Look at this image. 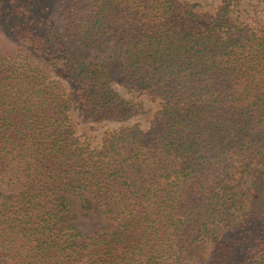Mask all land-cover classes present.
Here are the masks:
<instances>
[{
  "label": "trees",
  "instance_id": "obj_1",
  "mask_svg": "<svg viewBox=\"0 0 264 264\" xmlns=\"http://www.w3.org/2000/svg\"><path fill=\"white\" fill-rule=\"evenodd\" d=\"M238 5L0 0V264H264V0ZM78 47L158 104L147 129L77 136L74 104L142 111ZM90 206L106 224L86 235Z\"/></svg>",
  "mask_w": 264,
  "mask_h": 264
},
{
  "label": "rangeland",
  "instance_id": "obj_2",
  "mask_svg": "<svg viewBox=\"0 0 264 264\" xmlns=\"http://www.w3.org/2000/svg\"><path fill=\"white\" fill-rule=\"evenodd\" d=\"M201 3L199 6L200 10H214L222 0H196ZM258 0H239V5L236 10L240 12L243 19L248 18L250 14H254L261 10V6L257 5ZM260 15H264V12H259ZM78 56L81 60H93L102 63L110 76L113 79V86L118 91L122 97L126 100L142 105V111L132 118L124 122L116 121H103L94 122L86 118L85 114L81 110L78 104H74L71 111L70 117L74 124L76 134L80 137L82 141H87L92 147H99L101 145L103 134L106 130L114 129L117 127H141L147 129L150 126L151 120L153 118L154 112L157 109V103L152 102L145 96H137L134 92L130 91L125 84V76L123 73V68L121 61L113 57L109 52L98 53L93 50H85L81 47L77 48ZM54 77L60 78L57 73H54ZM63 84L65 81L62 79ZM250 182V176L248 175L244 180V185L248 186ZM0 188L3 185L0 182ZM77 224L82 228L86 235H90L92 231L99 229L102 224H106L103 216H100L94 207H89L87 210L79 212ZM6 264H12L8 261Z\"/></svg>",
  "mask_w": 264,
  "mask_h": 264
}]
</instances>
